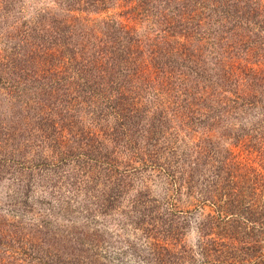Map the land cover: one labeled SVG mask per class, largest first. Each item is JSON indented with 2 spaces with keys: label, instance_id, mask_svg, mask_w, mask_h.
<instances>
[{
  "label": "trees",
  "instance_id": "obj_1",
  "mask_svg": "<svg viewBox=\"0 0 264 264\" xmlns=\"http://www.w3.org/2000/svg\"><path fill=\"white\" fill-rule=\"evenodd\" d=\"M26 6L0 0V182L19 187L9 206L18 219L0 216V264H104L97 236L58 233L48 202L30 204L32 186L38 172L74 163L72 187L104 212L126 186L123 154L201 209L197 250L165 248V264H264V175L254 165L264 163V0ZM197 129L220 131L232 150L178 149L177 131L195 138ZM50 196L57 213L73 214L70 201ZM145 197L133 206L176 239L184 211Z\"/></svg>",
  "mask_w": 264,
  "mask_h": 264
},
{
  "label": "rangeland",
  "instance_id": "obj_2",
  "mask_svg": "<svg viewBox=\"0 0 264 264\" xmlns=\"http://www.w3.org/2000/svg\"><path fill=\"white\" fill-rule=\"evenodd\" d=\"M42 2L51 4L52 0H27L26 7L31 11L30 5L33 6L34 4H41ZM116 12H119V10L111 11L108 14H114ZM0 102V113L1 111L8 113V105L5 99L0 97ZM86 114L90 113L87 112ZM5 120L7 121L8 118L6 117ZM82 124L86 130L88 128L92 130L97 129L93 126L89 117L84 118ZM177 132L178 134L174 138V144L180 150L186 149L189 146V148L192 147L195 151V144L207 147L208 151L218 149L221 154H225L224 151L227 148L232 150V146L230 145L231 140L226 139L225 136L221 137L220 131L209 133V137L205 130L197 129L198 133L195 138H192L191 134L189 135L186 130ZM195 154L193 152V155ZM242 154L243 157H239V160H243L244 156H246L245 153ZM120 158L123 162L125 161L130 164L127 173H124V176H122V180L126 186L119 191L121 192L120 199L113 200L104 212H100L98 208L89 205L88 199L84 197L83 190L72 187L71 179L73 178L71 175L76 169V166H74V163L70 164L69 162L65 164L55 162L59 166H52V168H47L35 175L30 204L36 210H39L45 208L38 203L40 200L48 202L47 208L51 209L52 214L46 212L47 220L51 225L58 227V233H62L61 230H69L77 233L83 231L88 234L93 232L100 240L98 252L100 260L104 264H165L162 260L166 256L165 248L171 249L178 243L196 251L199 242L197 224L200 215L198 214V210L200 211L201 209H199L196 203L190 202L184 197L180 199L175 198L172 191H167L165 181L157 173L143 169L139 162L130 160L125 154L122 157L120 156ZM257 163L254 165L264 175V163H260L261 166ZM124 168L123 166L121 167V169ZM61 173L63 176L60 178L57 177ZM99 177L98 180L101 181L102 175ZM59 179L63 181V184L58 182ZM98 180L96 179L95 182ZM95 182L92 184L94 189L102 190L105 188L99 183L95 188ZM47 184H55V186L50 187ZM18 188L17 185L7 180L0 182V216L2 218L10 221L18 219V217L12 215L9 207L13 202L14 195L15 198L18 195V192L15 190ZM113 192L117 191L114 189ZM50 194H61L62 198L68 200V203L70 201L69 205L71 210L69 209V211L73 212V214L65 216L57 213V201ZM149 195L151 198L161 202L167 199L175 204V210L184 211V214L180 215V217L184 218L185 222L181 233L176 239L170 238L168 232L161 229V227L157 229L153 228L148 221V217H142V212L147 213V209L145 211L141 204L133 206L132 201L134 199H145V196ZM87 208H89V211H92L91 215L87 213ZM158 208L161 212L160 217L167 219L166 208H163L159 204ZM207 209L209 208L206 207ZM20 215L23 219L26 218L22 216V213ZM8 262L3 257L2 264H9Z\"/></svg>",
  "mask_w": 264,
  "mask_h": 264
}]
</instances>
